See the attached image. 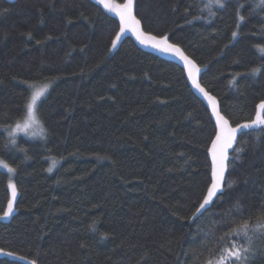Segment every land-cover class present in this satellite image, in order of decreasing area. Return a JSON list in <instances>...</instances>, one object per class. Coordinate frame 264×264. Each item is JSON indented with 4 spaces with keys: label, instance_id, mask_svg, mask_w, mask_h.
Segmentation results:
<instances>
[{
    "label": "trees",
    "instance_id": "obj_1",
    "mask_svg": "<svg viewBox=\"0 0 264 264\" xmlns=\"http://www.w3.org/2000/svg\"><path fill=\"white\" fill-rule=\"evenodd\" d=\"M223 2L209 18L202 0H133L141 30L170 36L235 127L264 100V68L247 75L264 62L256 48L264 3ZM0 13V217L9 182L17 191L13 213L0 218V250L13 255L0 264H216L222 238L243 219L255 224L264 206V133L238 136L233 147L243 151L229 149V161L240 158L226 170L223 195L194 218L218 129L184 63L129 33L112 50L119 18L95 0H0ZM50 80L39 103L47 140L9 146L2 130L23 114L24 82ZM49 155L62 158L52 174ZM252 264H264V254Z\"/></svg>",
    "mask_w": 264,
    "mask_h": 264
},
{
    "label": "snow or ice",
    "instance_id": "obj_2",
    "mask_svg": "<svg viewBox=\"0 0 264 264\" xmlns=\"http://www.w3.org/2000/svg\"><path fill=\"white\" fill-rule=\"evenodd\" d=\"M98 4H102L103 8L109 13H114L116 17L119 18V31L116 33L115 39L112 40V47H117V42L120 41L127 32H131L132 35L136 37L140 44L145 46H150L154 49L159 50L161 53H170L172 55L178 56L181 61L184 62L187 68L188 77L192 80L194 86L203 94V99L207 101L208 106L211 108L212 115L216 118V131L215 139L212 141V146L209 148V153L211 156L212 166H211V183L206 187V193L202 192V202L196 209V213L193 214L194 218L198 215L203 214L207 211L216 200L223 195L225 187V173L230 163L234 162L235 159L240 157L234 156L233 161H229V149H232L234 153H240L243 151L242 148H234V143L238 142V136L247 132L250 129H259L261 133H264V100H261L256 105L255 118L251 119L249 122L239 123L235 127L230 126L229 120L220 114L218 110V101L213 95H210L199 83H196V74L200 71L195 63L188 58L187 55L174 43H169L170 36H158V35H146L141 30V21L137 19L134 15V4L133 0H127L126 3H109L108 0H97ZM225 4L222 2L220 8H224ZM3 13H0L2 15ZM215 12H209L208 17H214ZM194 19H200L196 17ZM244 20V17L237 13V28L240 26V22ZM71 23V21H69ZM191 23V21H189ZM237 32H232V37L236 38ZM32 37L31 33H28V38ZM257 50L264 54V46L256 45ZM261 68H264V62L261 63L260 67H252L247 75L252 77L257 76ZM236 75H241L237 73ZM235 80V76L233 77ZM51 81V80H50ZM28 88H32L33 85L38 84V82L25 81ZM232 84V81L229 82ZM48 88V84H42L37 87L33 93V100L40 97L45 90ZM29 113H31L32 106L28 105ZM27 159V157H26ZM104 159V157H101ZM0 163H3L0 161ZM9 172L15 171L13 168L8 167L7 164L3 165ZM8 187L11 189V198L8 200L7 208L3 213V217L7 218L13 213V201L17 198V191L15 185L9 182ZM227 187H232V182H227ZM236 214L243 217L244 211L242 206L237 203L235 206ZM234 223V221H233ZM231 226V225H224ZM230 237L231 242H229ZM255 239H260L264 241V206L261 207L260 215L257 217L255 224H250L248 219H243L241 223L232 227V231L229 236L222 238L221 242L218 244L216 251L221 252L220 259L216 261V264H252L257 251L264 254V249H254L253 242ZM226 245V247H225ZM6 256H11L13 253L4 252L0 253ZM215 255V253H213ZM24 259V257H20ZM28 264H35V261H28ZM208 264H213L212 260L208 261Z\"/></svg>",
    "mask_w": 264,
    "mask_h": 264
},
{
    "label": "clouds",
    "instance_id": "obj_3",
    "mask_svg": "<svg viewBox=\"0 0 264 264\" xmlns=\"http://www.w3.org/2000/svg\"><path fill=\"white\" fill-rule=\"evenodd\" d=\"M222 2L223 0H202L201 11L207 15L209 12H215V9L220 7ZM262 3H264V0H262ZM45 83L48 84V88L40 97L33 100V93L35 92L36 88ZM53 83V81L42 82L33 85V87L30 88V95L26 99L23 114L11 125L2 130L4 133V138L9 146L15 147L21 137L34 142H44L47 140L48 129L40 116L39 103L42 98L47 95L48 91L53 86ZM28 105L32 106L31 113H29ZM61 163L62 158L55 155H49L48 165L46 168L47 173L52 174L61 165ZM95 228L96 225H93L91 230L95 231Z\"/></svg>",
    "mask_w": 264,
    "mask_h": 264
},
{
    "label": "rangeland",
    "instance_id": "obj_4",
    "mask_svg": "<svg viewBox=\"0 0 264 264\" xmlns=\"http://www.w3.org/2000/svg\"><path fill=\"white\" fill-rule=\"evenodd\" d=\"M95 1H97V0H95ZM108 2L109 3H116V2H113L112 0H108ZM127 2V0L124 2V3H126ZM100 5H102V4H100ZM103 6V5H102ZM111 14H113V15H115L114 13H111ZM127 33H129V34H131L132 35V33L131 32H127ZM126 33V34H127ZM134 36V35H133ZM134 38L136 39V37L134 36ZM136 41L139 43V41L136 39ZM119 42L120 41H118L117 42V46H118V44H119ZM140 44V43H139ZM141 46H143V47H146V48H151V49H154V48H152V47H150V46H145V45H142V44H140ZM113 49H115V48H113L112 47V50ZM156 50V49H155ZM157 51H159V50H157ZM160 52V51H159ZM161 53V52H160ZM161 54H164V55H167V54H169V56L170 55H172V54H170V53H167V54H165V53H161ZM172 56H175V55H172ZM175 57H177L178 59H179V57L178 56H175ZM183 62V61H182ZM184 63V62H183ZM194 63V62H193ZM185 65V64H184ZM198 67V66H197ZM199 68V67H198ZM196 79H197V74H196ZM13 184V183H12ZM10 189V188H9ZM10 198H11V189H10ZM0 253H4V251H2V250H0ZM3 254H0V256H2Z\"/></svg>",
    "mask_w": 264,
    "mask_h": 264
}]
</instances>
